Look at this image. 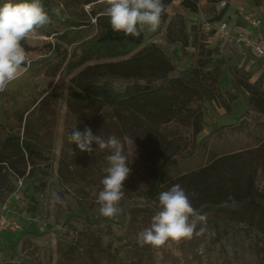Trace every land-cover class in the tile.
<instances>
[{"label":"rangeland","instance_id":"374dc122","mask_svg":"<svg viewBox=\"0 0 264 264\" xmlns=\"http://www.w3.org/2000/svg\"><path fill=\"white\" fill-rule=\"evenodd\" d=\"M53 1L61 4L65 0ZM125 1L131 0H110L102 5L115 7ZM179 2H171L165 19L153 15L140 19L144 39L166 47L178 69L196 67L202 43L211 41L215 48L212 63L221 60L220 50L228 45L225 69L210 85L214 94L223 96V101H204L198 92L181 89L179 98L186 107L184 113L166 124L150 127L146 137L130 136L110 106L74 94L70 76L78 69L71 73L63 70L53 78L23 80L18 76L22 71L17 68L0 77V204H6L8 215L18 223L14 231L2 233L0 264H22L24 255L31 264H37L40 247L50 242L51 264H264V231L245 229L229 221H221L215 228L211 223L213 205L206 203L195 208V193H188L179 177L208 163L212 154L242 151L246 161L242 184L245 190L264 199V153L255 147L253 139L259 117L249 104L247 93L236 89L242 80L236 69L249 72V81H258L263 91L264 73L258 76L257 69L246 66L248 60H256L252 53L246 51V59L236 61L235 46L223 45L214 30L206 29V24L216 21L220 12L214 8L215 1L197 0L195 13L180 8ZM255 10L263 13L264 20L260 7ZM175 13L182 16L181 27L171 21ZM169 22L173 36L181 37L182 42H165ZM94 33H81L68 50L74 51L80 40L91 38ZM20 35L31 46L48 40L36 32L24 31ZM232 95L237 97L232 99ZM246 112L247 118H240L239 126L233 127L232 122ZM261 123L264 125V121ZM219 124L226 126L211 133ZM8 136L27 143L36 154L32 158L34 165L21 162V154L4 145ZM104 136L113 141L114 156L107 150ZM174 142L179 147L169 163L173 177L161 187L163 195L182 204L177 210L179 207L171 203L167 210L171 211V219L137 217L126 232L123 246L114 250L107 246L113 235L109 222L97 231L82 228L76 215L86 213L91 218L103 216L104 212L110 219L115 195L142 191L148 171L159 158V149L168 152ZM193 147L197 149L189 157L177 154L180 149L183 153ZM38 167H48L50 177L45 183H39L36 172H31ZM96 204L101 210L95 208ZM174 207H178L177 211H172ZM196 213L198 218L194 217ZM46 228H51L46 243L25 234H40ZM59 231L67 238L56 236ZM17 241H21L22 254L6 246Z\"/></svg>","mask_w":264,"mask_h":264},{"label":"trees","instance_id":"16d2710c","mask_svg":"<svg viewBox=\"0 0 264 264\" xmlns=\"http://www.w3.org/2000/svg\"><path fill=\"white\" fill-rule=\"evenodd\" d=\"M107 1L110 0H65L56 4L53 0H0V77L7 76L17 68L21 69L18 76L23 80L53 78L63 70L71 73L78 69L70 76L74 94L113 108L116 118L130 136L141 134L146 137L150 127L166 124L183 114L186 107L179 98L181 89L198 92L204 101H223V96L220 93L214 94L210 85L217 81L225 69L227 46L220 50L221 60L212 63L211 55L215 48L202 43L196 67L178 69L166 47L144 39L139 24L141 18L150 15L165 19L167 8L173 0H131L115 7H103L102 4ZM251 3L253 7L259 8L264 5V0H251ZM179 7L192 13L198 11L197 0H180ZM223 12L224 9L219 12L216 20L222 18ZM172 20L178 22L180 27L183 24L179 13H175ZM170 22L164 35L165 42H182L181 37L173 36ZM24 31L39 33L48 40L40 46H31L20 35ZM87 31L95 33L91 38L80 40L74 51H69L68 46ZM234 56L236 60L239 59L238 55ZM236 70L242 76L236 89L247 93L248 102L259 117L255 121L258 125L253 139L255 147L264 153V125L261 123L264 121V91L258 81H249V72ZM231 97L234 99L237 95ZM247 114L233 121V127L239 126L240 118H247ZM225 126L219 124L211 133H218ZM103 140L111 156H114L113 141L105 136ZM4 145L17 150L21 154V162L34 165L32 158L36 154L26 142L8 136ZM178 147L179 144L174 142L168 152L159 149V158L148 171L142 191L134 190L135 195L118 194L112 198L110 219L105 217L104 212L103 216L91 218L86 213L76 215L79 223L84 226L82 228L97 231L109 222L113 235L107 240V246L114 250L123 246L126 232L137 217L171 219V211L167 210L175 201L163 195L161 187L173 177L169 163ZM181 149L177 154L189 157L197 147L183 153ZM245 162L242 151L212 154L208 163L196 171L179 176L187 192L195 193V208L206 203L213 205L214 217L211 223L217 229L221 221H229L245 229L264 231V199L256 192L245 190L242 184ZM47 168L31 171L36 172L39 183H45L50 177ZM176 205L179 208L174 207L172 211L180 210L182 204ZM96 207L99 205L96 204ZM116 217H120L118 221H115ZM194 217L198 218L197 213ZM50 233L51 228H46L40 234L25 232L29 238L41 243H46L45 238ZM56 236L67 238L60 231ZM17 242L6 246L8 249L16 248L22 254L21 249L19 251L21 241ZM24 257L22 264L32 263L26 255ZM37 261V264H51V242L40 247Z\"/></svg>","mask_w":264,"mask_h":264},{"label":"built area","instance_id":"2783aa9c","mask_svg":"<svg viewBox=\"0 0 264 264\" xmlns=\"http://www.w3.org/2000/svg\"><path fill=\"white\" fill-rule=\"evenodd\" d=\"M226 6V0H219L214 3V8H217L219 11ZM236 12L244 21L246 31L233 34L228 21L225 19L206 24V29L208 31L214 30V34L219 37L223 45L230 44V46L239 48L238 54L240 57H243L245 52L249 51L256 58L264 60V33L261 32L264 29V24L262 19L252 10L237 8ZM205 44L210 47L212 46L210 42H205ZM259 69L264 72V61L260 63ZM17 224V221H14V219H11L10 215H8L6 204H0V239L4 231H14L15 227L17 228L18 226Z\"/></svg>","mask_w":264,"mask_h":264},{"label":"crops","instance_id":"0c3cea01","mask_svg":"<svg viewBox=\"0 0 264 264\" xmlns=\"http://www.w3.org/2000/svg\"><path fill=\"white\" fill-rule=\"evenodd\" d=\"M226 1H227V6L224 9L223 16H222L221 19H225V20L228 21L229 27H230L231 32L233 34H238V33H241L243 31H246V27H245L244 21L241 19V17L236 12L237 8L252 10V11L256 12L259 15V17L262 19L261 16L263 15V13L262 12H257L255 10V7L252 6L251 0H226ZM260 9L264 12V8L263 7H260ZM261 13H262V15H261ZM262 21H263V24H264V20L263 19H262ZM261 32L264 33V29ZM215 36L219 39V37L216 34H215ZM209 42L212 45L211 41H209ZM174 43H178V42H174ZM238 49L239 48L235 49L234 54H236V56L238 55L239 59L241 61L245 57H242V58L240 57V55L238 54L239 53ZM262 61H264V60L256 58L255 61L248 60L247 62L246 61L245 62H246V66L247 67H251L253 69H257V75L261 76V74L264 73L263 71H261L259 69V65H260V63ZM251 64H252V66H251Z\"/></svg>","mask_w":264,"mask_h":264}]
</instances>
